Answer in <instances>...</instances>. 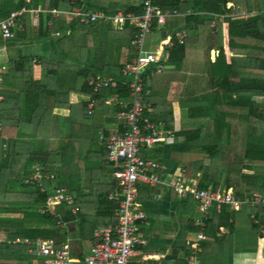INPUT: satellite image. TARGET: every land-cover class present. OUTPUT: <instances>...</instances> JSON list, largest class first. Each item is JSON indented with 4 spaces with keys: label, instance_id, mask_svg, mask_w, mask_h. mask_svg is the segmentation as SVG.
Masks as SVG:
<instances>
[{
    "label": "crops",
    "instance_id": "1",
    "mask_svg": "<svg viewBox=\"0 0 264 264\" xmlns=\"http://www.w3.org/2000/svg\"><path fill=\"white\" fill-rule=\"evenodd\" d=\"M55 1L39 0L36 3L30 0L28 3L26 0H0V22L12 12L27 8L13 29L12 39H5L0 31V117L6 129V138H14L24 148H33L27 156L32 162V169L36 164L42 168L49 150L64 149L70 141L69 125L60 124L59 116L79 115L82 110L75 104L84 98L77 86L76 69L85 68L93 60L98 61L99 65L104 63L108 68H117L135 58L133 48L121 41L122 29H112L103 23L95 26L82 24L73 18L75 10H57L54 7ZM106 1L107 11L97 12L109 16L141 7V0ZM95 2L98 3L97 0ZM229 5L234 6L235 12L233 16L227 17L238 16V6ZM53 11L61 15L54 17ZM92 13L95 12L85 14ZM178 15L169 20L164 28H156L147 38V52H158L161 43L176 31H185L184 16ZM74 20L79 23L77 27H73ZM164 65L166 72L160 76L165 75L158 77L172 80L165 89L159 87L155 93L150 89L152 95L164 96L166 102L174 106L180 99L183 79L174 81L178 77L177 70L173 66ZM116 72L107 70L98 74L119 77L120 73ZM60 97H66L68 106L58 108ZM149 106L147 117L149 115L151 120L152 108ZM104 107L99 108L96 104L93 115H88L85 107L84 113L87 111V116L91 117L88 118L91 120L89 130L83 128L81 132L82 135L85 131L86 135L91 133V136L82 138L83 155L87 156H82L83 162L80 164L69 149L66 161L68 184L62 186L61 180L56 179L57 185L70 195L85 196L79 204V211L73 195L71 205L61 204L56 207L60 219L70 213L69 219L66 222L59 220L58 225L68 233L63 246L68 247L71 259L76 263H81L91 251L96 229L116 222L114 208L117 203L109 195L118 191V185L113 178L114 170H107V166L113 164L117 171V165L109 162L101 136L108 135L116 128L124 130V123L117 118L119 107H108L105 104ZM172 112L174 115L178 109L172 108ZM176 129V123L171 129H166L173 133L166 144L141 154L142 158L157 162L162 169L157 173L160 183L137 186L138 203L146 216L137 227L146 239V244L140 248L131 264H189L194 252L192 247L196 245L200 234L205 236L201 243L202 250L194 253L200 264H264V233L251 220V216H257L260 213L258 209L262 208L225 204L220 212L217 207L213 208L209 217L210 224L207 222L204 231L196 226V221L202 218L198 203L190 195L179 196L170 186L180 172H184L190 183L198 185L200 178V174H194L191 167L192 163L198 161V154L193 150H182V139L174 136ZM44 138L48 146L44 150L38 149ZM50 159L55 158L50 154ZM114 183L117 190L110 192V184L114 186ZM39 184L51 193L49 181L43 178ZM1 207L7 212H18L12 205ZM20 209L22 206H19ZM257 218L264 225V209L260 218ZM95 225L97 228H94ZM25 227L19 223L1 222L0 242H8L10 235L22 233Z\"/></svg>",
    "mask_w": 264,
    "mask_h": 264
},
{
    "label": "trees",
    "instance_id": "2",
    "mask_svg": "<svg viewBox=\"0 0 264 264\" xmlns=\"http://www.w3.org/2000/svg\"><path fill=\"white\" fill-rule=\"evenodd\" d=\"M95 1L56 0L54 7L70 12L79 9L83 13L107 11L106 0L104 3L102 0H97L98 3ZM34 2L38 3L39 0ZM155 4L162 11L184 16L188 38L182 46L174 44L165 49L162 63L173 66L177 73H182L181 78L189 81L187 89L191 92L196 89V92H192L193 96L187 99L189 106L186 107V123H181L188 128L178 127L174 136L182 139L181 147L184 152L197 150L206 155V159H199L191 166L194 174H200L198 187L232 189L240 199L257 191L264 193V0H156ZM229 4L238 6V16L227 17L231 13L226 9ZM140 12L141 7L131 8L125 13ZM78 25L74 20L73 27ZM117 28L123 30L121 41L131 46L137 33L131 23L125 22ZM213 52L217 54L214 60L210 59ZM125 65L108 68L104 63L99 65L98 61L93 60L85 68L76 69L77 86L84 98L75 104L82 110L79 115L59 116L60 124L69 125L70 141L64 149H45L49 153L42 166L43 176L54 175L57 180H61L62 186L68 184L66 161L69 149L80 164L83 162L82 156H87L83 155L82 138L91 136V133L86 135L85 131L82 135L81 132L83 128L89 130L91 120L88 118L91 117L87 116V111L84 113L85 107L94 102L99 108H105L104 101L108 96L120 95L127 101L130 95L128 86L120 87L117 91L102 89L94 93L87 81L89 77L107 70H114L119 74ZM157 77H146V86L154 93L159 87L165 89L172 80ZM34 84L35 82L31 86ZM66 97L59 98L58 108L68 106ZM257 100L259 103H256ZM148 101L152 108L150 117L153 122L163 123L166 129H171L175 123L180 126V122L178 124L174 120L172 103H167L164 96L152 95ZM6 135L2 123L0 223H19L26 227L22 229V233L10 235L8 242H0V264H42L29 256V247L22 242L52 240L54 248L60 249L66 244L68 233L60 229L58 222H66L70 213L61 219L58 215L53 218L41 214L50 190L44 189L41 192L36 183H27L35 171L31 167L32 162L27 159L33 148H24L14 138H6ZM40 144L41 148H37L44 150L48 146L47 139L44 138ZM50 154L54 160L50 159ZM107 170L115 172V165H108ZM110 186V192H116V184ZM73 197L78 203L79 211V204L85 196ZM3 205H12L18 212H7L1 207ZM19 206H22L20 211ZM114 209L116 211L117 207ZM258 211L260 213L256 212L257 217L260 218L262 209ZM15 240L21 243L15 244Z\"/></svg>",
    "mask_w": 264,
    "mask_h": 264
},
{
    "label": "built area",
    "instance_id": "3",
    "mask_svg": "<svg viewBox=\"0 0 264 264\" xmlns=\"http://www.w3.org/2000/svg\"><path fill=\"white\" fill-rule=\"evenodd\" d=\"M26 2L29 3L30 0ZM155 2L156 0H141L139 14L118 13L115 16H109L104 12L85 14L79 9L72 13L74 19L85 25L103 23L115 29L120 24L130 22L137 31L131 42L135 58L122 68L120 76L96 74L89 77L87 81V85L94 93L102 89L117 91L123 86H128L130 91L127 101L123 100L120 95L108 96L104 101L108 107H119L117 118L124 123V130L116 128L108 135L101 136L109 162L117 165L113 178L118 185V191L109 195V198L117 203L116 222L96 229L92 249L81 263H76L71 259L67 246L55 249L52 240L22 242L29 247V256L42 264H131L132 259L140 252V248L146 244V239L139 233L137 227V224L146 218L138 203L137 186L160 183L157 173L162 168L157 162L142 158L141 154L156 146L166 144L173 137L172 131L166 130L163 124L152 122L147 117L150 111L148 99L152 92L146 86V77L155 78L166 72V66L162 63V53L174 44L184 45L188 38L185 31H176L172 37L161 43L158 52L146 51V40L154 32L155 26L164 28L169 20L179 17L176 12L162 11ZM227 10L231 12L229 16L234 15L233 5H230ZM25 12L27 8L16 10L0 22V31L5 39L14 37L13 29L21 21ZM52 13L54 17L61 15L55 11ZM159 53H161L160 57ZM87 109L88 115H93L96 103H89ZM1 127L0 117V131ZM34 170V174L27 180V183H36V187L41 192L45 189L39 184L41 179L45 178L52 186L51 193L41 209V214L56 218L58 217L56 207L61 204L71 205L73 198L64 188L57 185L54 175L43 177L42 168L37 164ZM190 182L184 172H180L171 181L170 186L179 196L190 195L198 203L202 218L196 221V226L203 231L214 207H217L218 212L225 204L233 206L244 204L264 209V193L255 192L245 199H240L231 189H201L195 182ZM251 220L264 233V225L257 216L252 215ZM204 240V234H200L196 245L192 247L194 252L189 259V264H200L194 253L202 250L201 243ZM14 243L21 242L15 240ZM188 245L191 246L190 243Z\"/></svg>",
    "mask_w": 264,
    "mask_h": 264
},
{
    "label": "rangeland",
    "instance_id": "4",
    "mask_svg": "<svg viewBox=\"0 0 264 264\" xmlns=\"http://www.w3.org/2000/svg\"><path fill=\"white\" fill-rule=\"evenodd\" d=\"M237 6V5H236ZM228 7H230V5L227 6L226 9H228ZM217 54L216 53H212L210 54V59L214 60L216 58ZM177 78L174 81H181L182 78V73H177ZM187 76H189V74H187ZM185 79V78H184ZM183 81V86L181 87V95H180V99L178 101H176L177 104H175L174 106L172 105V108H177L178 112H176L174 114V120L175 122H177L179 124L180 122V126L177 125L179 128H188L187 125L185 124L184 126L181 125L186 123V118H187V106H189L187 99L190 98L192 95V92H196V89H194V91H190V89H187V85L189 83V81ZM255 102V100H253ZM262 100H260L261 102ZM187 102V103H186ZM256 103H259V101L257 100ZM165 107V106H163ZM257 116L261 117V114L257 113ZM196 154H198V160L199 159H206V155L202 152H199L197 150H193Z\"/></svg>",
    "mask_w": 264,
    "mask_h": 264
},
{
    "label": "bare ground",
    "instance_id": "5",
    "mask_svg": "<svg viewBox=\"0 0 264 264\" xmlns=\"http://www.w3.org/2000/svg\"><path fill=\"white\" fill-rule=\"evenodd\" d=\"M159 57L161 56V53H159V55H158Z\"/></svg>",
    "mask_w": 264,
    "mask_h": 264
}]
</instances>
